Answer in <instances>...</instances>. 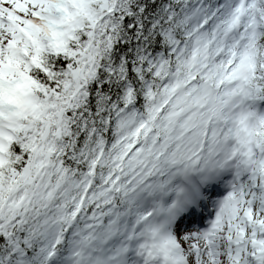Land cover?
I'll return each mask as SVG.
<instances>
[{"label":"snow or ice","instance_id":"snow-or-ice-1","mask_svg":"<svg viewBox=\"0 0 264 264\" xmlns=\"http://www.w3.org/2000/svg\"><path fill=\"white\" fill-rule=\"evenodd\" d=\"M0 264H264V0H0Z\"/></svg>","mask_w":264,"mask_h":264}]
</instances>
